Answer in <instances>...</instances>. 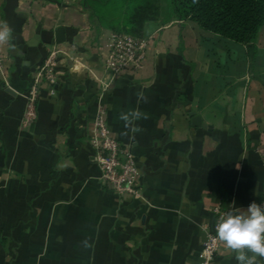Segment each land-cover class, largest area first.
<instances>
[{"label":"crops","instance_id":"0c3cea01","mask_svg":"<svg viewBox=\"0 0 264 264\" xmlns=\"http://www.w3.org/2000/svg\"><path fill=\"white\" fill-rule=\"evenodd\" d=\"M3 25L0 264H201L215 208L264 203V31L250 49L162 16L145 25L143 69L110 81L113 31L95 29L83 0H0ZM59 28L65 42L53 45ZM53 48L58 83H39L38 118L24 128L27 92ZM101 104L136 158L138 197L101 178L91 144ZM240 251L224 242L212 264H239Z\"/></svg>","mask_w":264,"mask_h":264},{"label":"built area","instance_id":"2783aa9c","mask_svg":"<svg viewBox=\"0 0 264 264\" xmlns=\"http://www.w3.org/2000/svg\"><path fill=\"white\" fill-rule=\"evenodd\" d=\"M148 40L127 33L113 32L109 38V49L104 59V70L110 81L126 74H137L144 66ZM62 52L53 48L39 71V79L31 85L26 96V107L23 127L28 128L38 118L37 104L40 96V82L52 89L58 83V68L61 64ZM6 69V57L0 54V76ZM109 87L103 83V91ZM91 144L97 152V162L101 178L121 198L140 196V171L132 152L123 147L110 131L108 113L104 105H100L93 119V136ZM264 204V203H262ZM215 223L213 231L208 232L201 252V264H212L220 253L222 244L215 231V226L222 216L235 213L232 206H218L214 210Z\"/></svg>","mask_w":264,"mask_h":264},{"label":"trees","instance_id":"16d2710c","mask_svg":"<svg viewBox=\"0 0 264 264\" xmlns=\"http://www.w3.org/2000/svg\"><path fill=\"white\" fill-rule=\"evenodd\" d=\"M83 0V7L96 30L110 29L142 38L145 25L162 16L191 21L203 31L252 49L264 31V0ZM110 12V16L108 14ZM124 17L123 29L115 20ZM126 31V32H125Z\"/></svg>","mask_w":264,"mask_h":264},{"label":"clouds","instance_id":"9594fccd","mask_svg":"<svg viewBox=\"0 0 264 264\" xmlns=\"http://www.w3.org/2000/svg\"><path fill=\"white\" fill-rule=\"evenodd\" d=\"M11 29L7 25L0 26V42L9 40ZM138 116V113H134ZM121 119L127 122L128 115L122 114ZM138 131V129H133ZM217 237L233 250H244L237 253L239 264H253L246 253H255L264 257V204L252 202L246 214H229L222 216L215 226Z\"/></svg>","mask_w":264,"mask_h":264},{"label":"water","instance_id":"95a60500","mask_svg":"<svg viewBox=\"0 0 264 264\" xmlns=\"http://www.w3.org/2000/svg\"><path fill=\"white\" fill-rule=\"evenodd\" d=\"M65 42V38H64V30L63 28H59L57 30V35H56V40L53 42V45H60L62 43ZM200 121L201 119L197 116H194V125L199 126L200 125ZM244 251V250H242ZM247 255H250V253H246Z\"/></svg>","mask_w":264,"mask_h":264},{"label":"rangeland","instance_id":"374dc122","mask_svg":"<svg viewBox=\"0 0 264 264\" xmlns=\"http://www.w3.org/2000/svg\"><path fill=\"white\" fill-rule=\"evenodd\" d=\"M128 2H131V0H127ZM115 4V7H119V8H121V5L123 4V1L122 0H120V2L119 1H117L116 3H114ZM108 14H109V16H110V12H108ZM115 20H117V21H120V24H119V26H118V28H121V29H123V26H124V17L120 14V13H118V15H116V18H115ZM195 27L199 30L198 32H202V33H204L205 31H203L201 28H199L197 25H195ZM126 32V31H125Z\"/></svg>","mask_w":264,"mask_h":264}]
</instances>
